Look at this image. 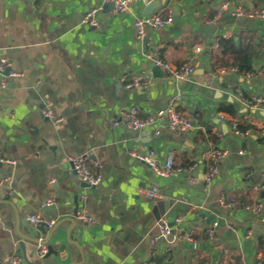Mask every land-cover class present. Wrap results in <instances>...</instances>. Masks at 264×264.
Instances as JSON below:
<instances>
[{
  "label": "crops",
  "instance_id": "crops-1",
  "mask_svg": "<svg viewBox=\"0 0 264 264\" xmlns=\"http://www.w3.org/2000/svg\"><path fill=\"white\" fill-rule=\"evenodd\" d=\"M153 1L160 4L152 13L171 7L174 20L139 39L134 20L144 15L145 0H132L120 14L106 10L105 0H0V63L6 59L11 69L9 76L0 71V264L14 254L25 264V256L45 264L36 251L46 247L30 235L46 234L27 218L38 212L55 216L53 247L59 249L57 235L65 245L49 258L56 264H264V219L251 208L264 205V101L254 108L238 94L264 97V18L233 13V7H264V0ZM225 2L229 8L208 25ZM97 8L100 27L82 22ZM221 37L252 54L251 72L213 69ZM156 47L173 65L193 60L195 72L182 80L157 75ZM136 75L147 84L128 86ZM178 93L183 98L177 108L197 121L194 130L178 135L164 121L154 134L153 128L112 124L121 109L136 104L146 116ZM225 103L235 106L236 117L220 109ZM221 114L253 130L238 135ZM212 142L228 152L207 186L202 156ZM153 147L161 165L169 151L180 165L199 162L200 180L161 176L133 154ZM80 154H89L92 170L103 173L98 185L75 172L69 157ZM152 187L160 198L141 191ZM46 206L51 209L44 211ZM83 209L93 223L78 218ZM178 217L179 229L198 227V247L159 238L152 248L160 222Z\"/></svg>",
  "mask_w": 264,
  "mask_h": 264
},
{
  "label": "built area",
  "instance_id": "built-area-1",
  "mask_svg": "<svg viewBox=\"0 0 264 264\" xmlns=\"http://www.w3.org/2000/svg\"><path fill=\"white\" fill-rule=\"evenodd\" d=\"M107 2L113 3L112 11L114 14L124 13L128 10L129 4L132 0H105ZM229 8V3L225 2L221 5L220 10L217 13L207 19L206 23L208 25L213 24L215 20L220 16L222 10H226ZM99 8L93 9L87 12L83 18L82 22L88 23L94 27H100L101 23L97 18V14L99 12ZM236 16H248L253 18H264V7L255 8L251 10L236 8L233 12ZM174 20V13L171 7L161 8L153 13L148 15L138 16L134 20V26L136 28V33L139 39L145 36L147 29L159 30ZM201 46L195 47L196 52H200ZM154 65L160 68L166 76L174 79H186L191 76L195 70V62L193 60H189L182 65H173L170 62L164 60L161 57L160 50L158 47L154 49L153 53ZM8 65V61L6 59H2L0 63V71L4 72ZM124 80V79H123ZM147 80L144 79L140 75H136L131 83H128V86L142 85L147 84ZM238 94L240 98L253 106L257 107L264 101V97L256 96L254 98H249L244 96V94L239 90ZM183 98L181 93H178L174 97H172L168 104L165 107L157 109L155 112L143 116L141 113L140 106L133 104L127 108L121 109L117 115L114 117L112 124L114 126L124 125L133 131H140L144 129L153 128L154 134L160 133L159 125L162 122H166L168 127L178 135H181L187 131L194 130L198 127L197 121L194 119H189L184 116V114L177 108V105ZM44 115L47 117H52L53 114L49 110L43 111ZM54 117V116H53ZM221 118L228 122L229 127L233 130L234 133L238 135H244L249 131L253 130L252 128H247L246 130H242L239 127V120L235 118H230L226 114H221ZM264 137V125L260 128L259 131ZM215 133L217 136H221V132L219 129H215ZM227 150L218 146L216 142H212L210 148H208L202 156V165L205 167V171L203 172L202 179L207 186H210L214 179L217 177L219 173V166L221 161L227 155ZM134 156L147 163L157 174L165 177H170L176 174H183L186 176L189 182L195 183L200 180L198 175L199 170L201 169V164L199 162H193L190 165L183 166L176 162L175 153L173 151H169L164 164L161 165L158 161L157 150L153 147L149 149L145 153H133ZM72 166L80 177V179L87 183L88 185L96 186L103 179V173L101 171H93L89 165L90 155L89 154H80V155H72L69 157ZM96 167H101V163L98 160H92ZM141 191L146 195L152 198H160L161 195L157 188L152 187L149 189L141 188ZM86 195H82V198H85ZM252 210L262 214L261 217L264 219V205L256 204L251 206ZM78 218L83 220L86 223H93L94 218L85 210H80L77 214ZM28 220L34 225L45 223L48 227H53L55 224V219L46 216L45 214L38 212L34 214H30L27 216ZM182 222V218L178 217L175 219V225L170 226L168 220L163 219L159 224V234L151 239V247L155 248L158 244V240L163 239L166 240L172 235L173 229L176 230L174 234V238L179 240H186L193 248L198 247V241L196 239V234L198 232V227L194 226L188 230L179 229V224ZM217 226V222H214L207 228L206 233L209 238H212L215 228ZM42 253L44 251L41 250ZM9 264H25L24 259L19 254L11 255L8 259ZM258 264H261L259 261Z\"/></svg>",
  "mask_w": 264,
  "mask_h": 264
},
{
  "label": "water",
  "instance_id": "water-1",
  "mask_svg": "<svg viewBox=\"0 0 264 264\" xmlns=\"http://www.w3.org/2000/svg\"><path fill=\"white\" fill-rule=\"evenodd\" d=\"M147 2V7H146V10L144 11V15H148L150 13H152V11L157 8L160 4L159 1H153V2H149V0H145ZM105 9L106 10H110L113 8V3L112 2H106L105 5H104ZM233 10L235 11L236 8L233 7ZM202 30L206 31L207 33H211L213 30H214V27L213 26H203L202 27ZM5 75L9 76L10 73H11V69L10 67H7L4 72H3ZM156 74L157 75H162L163 74V71L156 67ZM47 118V117H46ZM51 209L50 206H46V207H43V210L44 211H49ZM48 215H50L52 218H54L55 216L51 213H48ZM170 226H174L175 223H169ZM57 225H54L53 227H48L45 223H40V224H37L35 225V229L37 231H40L41 233L43 234H46V237L44 239H39L38 237L35 236V231H32L31 232V241H34V243H37L39 244L40 246H45L46 248V251L44 253H42L40 250V248L37 249V253L39 256L42 257L43 259V262L45 264H56L57 261H50V257H54L58 254V251H61L63 252L65 250V245L64 243H61L60 241V238H58L59 236L57 235L56 239L54 240L55 243H58L60 246H59V249L58 250H55L54 247H53V244H52V241H51V237L52 235L55 233V231L57 230ZM176 233V230L173 229L172 231V235L167 239L169 241H173L174 240V234ZM163 240V239H161ZM74 244V243H73ZM77 245V244H76ZM25 260H27V264H33L31 263L30 261H28V258L25 256Z\"/></svg>",
  "mask_w": 264,
  "mask_h": 264
},
{
  "label": "trees",
  "instance_id": "trees-1",
  "mask_svg": "<svg viewBox=\"0 0 264 264\" xmlns=\"http://www.w3.org/2000/svg\"><path fill=\"white\" fill-rule=\"evenodd\" d=\"M220 53L213 55V69L218 67L236 68L239 72L249 73L253 70L252 54L238 47L231 38L221 37L219 39ZM221 110L233 117L238 115V111L232 103H225ZM239 127L246 130L249 126L244 121H239ZM234 264H240L239 261Z\"/></svg>",
  "mask_w": 264,
  "mask_h": 264
}]
</instances>
